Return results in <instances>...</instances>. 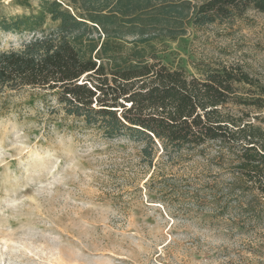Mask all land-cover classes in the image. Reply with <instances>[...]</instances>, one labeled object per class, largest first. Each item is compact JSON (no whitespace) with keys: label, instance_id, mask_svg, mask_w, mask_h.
Returning a JSON list of instances; mask_svg holds the SVG:
<instances>
[{"label":"rangeland","instance_id":"rangeland-1","mask_svg":"<svg viewBox=\"0 0 264 264\" xmlns=\"http://www.w3.org/2000/svg\"><path fill=\"white\" fill-rule=\"evenodd\" d=\"M19 3L0 7L31 11ZM24 38L0 31V48ZM154 47L165 64L196 76L239 66L264 84L257 10L189 26ZM250 89L239 86L256 95ZM229 106L264 127V107ZM141 148L67 115L42 89L0 94V264H264V215L235 223L227 187L237 168L215 157V144L172 157L159 149L152 163Z\"/></svg>","mask_w":264,"mask_h":264},{"label":"trees","instance_id":"trees-1","mask_svg":"<svg viewBox=\"0 0 264 264\" xmlns=\"http://www.w3.org/2000/svg\"><path fill=\"white\" fill-rule=\"evenodd\" d=\"M250 9L264 13V0H38L15 15L0 7V31L25 36L18 48H0V94L42 89L105 137L141 143L150 163L159 149L203 154L213 143L215 157L237 168L227 187L235 223L249 212L262 218L264 127L229 105L263 108L264 84L239 66L196 76L165 64L154 47Z\"/></svg>","mask_w":264,"mask_h":264}]
</instances>
